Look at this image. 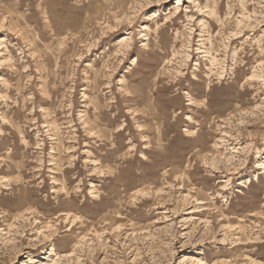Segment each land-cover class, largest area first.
<instances>
[{"label":"rangeland","instance_id":"rangeland-1","mask_svg":"<svg viewBox=\"0 0 264 264\" xmlns=\"http://www.w3.org/2000/svg\"><path fill=\"white\" fill-rule=\"evenodd\" d=\"M0 264H264V0H0Z\"/></svg>","mask_w":264,"mask_h":264},{"label":"bare ground","instance_id":"bare-ground-1","mask_svg":"<svg viewBox=\"0 0 264 264\" xmlns=\"http://www.w3.org/2000/svg\"><path fill=\"white\" fill-rule=\"evenodd\" d=\"M132 39H133V38H131L130 36L123 37V39L120 40L119 44H120V45L128 44ZM120 45H119V46H120ZM212 61H213V63H215L214 61H216V58L214 57ZM57 255H58V254H57ZM54 261H56V260H55V259H51V262H54Z\"/></svg>","mask_w":264,"mask_h":264}]
</instances>
